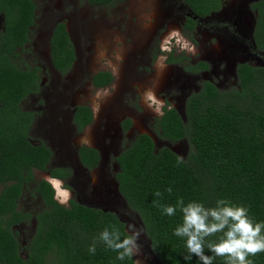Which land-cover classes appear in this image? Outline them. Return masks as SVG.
<instances>
[{"label": "trees", "instance_id": "trees-1", "mask_svg": "<svg viewBox=\"0 0 264 264\" xmlns=\"http://www.w3.org/2000/svg\"><path fill=\"white\" fill-rule=\"evenodd\" d=\"M91 5L107 6L116 0H85ZM195 17L217 11L221 0H181ZM254 10L252 40L256 49L264 52V0H252ZM32 0H0V264H134L133 259L118 260L117 253L102 243L96 252L88 251L93 240L104 228L117 226L127 235L123 221L112 211L92 207L73 198L67 204L59 202L50 183L34 180L32 169L47 170L53 177L63 178L59 167L47 168L51 152L41 141L32 142L28 135L32 111L20 107V101L39 88L37 66H19L15 61L17 48L28 41L33 24ZM191 16L185 18L183 29L193 27ZM49 60L61 73L67 71L74 58V48L65 24L56 21L48 39ZM168 52V60H176ZM206 67L198 61L188 65L191 71ZM237 85L219 89L203 80L196 92L184 100L181 117L173 107H162L163 115L154 118L153 129L169 141L185 138L188 150L185 163L167 146L154 147L144 132L135 134L115 159L116 187L126 205L139 217L149 246L160 264H201L188 255L185 241L175 236L181 223L177 209L174 216L162 212L159 205H175L183 198L202 202L207 207L226 198L249 208V214L264 222V66L237 62L234 67ZM112 79L108 70H98L89 77L97 88ZM92 111L78 104L72 122L80 131L90 122ZM130 120L120 122L123 130ZM80 161L90 168L97 160L93 147L77 149ZM57 179V178H54ZM32 182L42 207L33 214V232L23 245L24 255L12 225L26 221L30 214L17 208L23 187ZM172 189L171 194L166 190ZM159 190L163 195L156 197ZM215 239V238H212ZM206 254L211 255L206 249ZM253 264H264V253L250 257ZM213 264H224L216 258Z\"/></svg>", "mask_w": 264, "mask_h": 264}, {"label": "rangeland", "instance_id": "rangeland-1", "mask_svg": "<svg viewBox=\"0 0 264 264\" xmlns=\"http://www.w3.org/2000/svg\"><path fill=\"white\" fill-rule=\"evenodd\" d=\"M32 1L34 21L28 41L16 50L14 59L21 67L36 65L40 77L38 92L28 94L19 103L21 108L36 112L28 130L29 138L32 142L45 143L51 150L47 168L58 166L71 170L64 180L59 179L62 188L71 190V198L114 212L124 227L130 219L142 227L138 215L117 191L115 155L137 132L148 133L155 148L167 146L181 158L189 147L185 138L169 141L154 131V117L158 114L154 108L147 107L151 101L143 93L155 86L159 104L166 100L183 117L184 98L197 88L200 79H208L226 90L237 85L234 70L237 62L264 66V52L255 48L251 37L254 18L248 6L251 0H221L220 9L201 18L189 36L179 29L181 9L174 0H118L107 6L89 5L84 0ZM58 19L64 21L75 55L64 74L51 66L48 57V36L52 23ZM157 31L159 52L149 61L148 48ZM191 46L196 49L195 55L186 50ZM168 52H173L172 56L182 53L186 58L168 63L164 60ZM195 59L205 60L208 68L189 72L185 64ZM157 64L166 65L159 78ZM98 70H108L114 77L112 82L93 87L89 77ZM97 90L111 93L98 117L91 105V97ZM74 104L88 105L92 111L90 123L73 137L79 144V137L90 129L88 145L98 150L100 160L89 173L76 163L73 144L52 127L67 122V114ZM123 117L131 121L125 132L119 124ZM32 176L34 180L49 179L47 170L36 168L32 169ZM52 182L54 197L60 202ZM32 186V182L27 183L17 200V208L28 212L30 217L12 225L21 255H24L23 245L33 232V214L42 207ZM140 242L143 245L141 264H160L145 233Z\"/></svg>", "mask_w": 264, "mask_h": 264}, {"label": "clouds", "instance_id": "clouds-1", "mask_svg": "<svg viewBox=\"0 0 264 264\" xmlns=\"http://www.w3.org/2000/svg\"><path fill=\"white\" fill-rule=\"evenodd\" d=\"M186 50L195 55L194 46ZM155 67L159 78L166 65L157 64ZM110 95L111 93L101 90L93 94L91 105L94 115L99 116L103 103ZM143 95L151 101L147 107L154 108L155 112L162 116L163 112L155 95V86L146 89ZM79 143L84 145L91 143L90 129L79 137ZM183 163H185L183 158L177 159V164ZM52 183L58 190L60 202L67 204L71 199V190L62 188L61 181ZM166 191L171 194L172 189L168 188ZM162 195L159 190L155 192L156 197ZM153 203L160 206L162 212L168 216H174L179 209L182 220L173 234L185 241L188 253L184 256L185 261L195 256L199 258L201 264H213L216 258L223 259L224 264H253L250 257L264 253V222L256 221L249 214V208L244 205L234 204L226 198L217 199L212 207L195 200L185 203L183 198L178 199L175 205H159V201ZM124 215L130 214L124 212ZM125 228L127 235L123 237L120 229L115 225L104 228L98 239L93 240L89 245L88 251L95 254L97 243H102L117 253L118 260L134 259V264H141L139 257L143 255V245L140 241L144 229L138 226L134 219H130ZM206 249L211 255L206 254Z\"/></svg>", "mask_w": 264, "mask_h": 264}, {"label": "flooded vegetation", "instance_id": "flooded-vegetation-1", "mask_svg": "<svg viewBox=\"0 0 264 264\" xmlns=\"http://www.w3.org/2000/svg\"><path fill=\"white\" fill-rule=\"evenodd\" d=\"M85 1V0H84ZM116 1H118V0H116ZM115 1V2H116ZM252 1V0H251ZM250 1V2H251ZM86 2V1H85ZM114 2V3H115ZM174 2L176 3V5H179V7L178 8H180L181 9V12H180V14H181V19H180V21H179V29H180V31L182 32V33H184L185 35H187V36H189V33H190V31H193V29L198 25V22H199V20L201 19V18H204V17H206V16H208L209 14H211L212 12H210L209 14H207V15H203V16H200V17H195L194 15H192L191 14V12H190V10H189V8L181 1V0H174ZM249 2V3H250ZM87 3V2H86ZM89 5H91V4H89ZM181 5H183V6H181ZM248 6H249V4H248ZM221 7V6H220ZM220 9V8H219ZM218 9V10H219ZM217 10V11H218ZM252 10V9H251ZM253 12H254V10H252ZM213 12H216V11H213ZM34 13V12H33ZM187 16H191L192 17V19L195 21L194 22V25H193V27L189 30V32L188 31H186V30H184L183 29V26H184V23H185V18L187 17ZM254 19V18H253ZM33 21H34V19H33ZM56 21H62L63 23H64V21L63 20H55L53 23H52V26H53V24L56 22ZM253 25V24H252ZM32 26V25H31ZM30 26V27H31ZM52 26H51V28H52ZM66 28V27H65ZM29 31H30V28H29ZM50 32H51V29H50ZM251 32H252V30H251ZM49 35H50V33H49ZM28 37H29V34H28ZM171 37V36H170ZM251 37H252V35H251ZM48 39H49V36H48ZM159 41H160V36H159V31H157L156 32V34H155V36L153 37V39H152V42H151V45H150V47L148 48V51L150 52V54H148V60L149 61H151L152 59H154V57L158 54V52H159V48H160V44H159ZM167 42H168V40H167ZM252 42H253V40H252ZM26 43V42H25ZM254 45V44H253ZM24 46V45H23ZM17 49H20V48H17ZM16 49V50H17ZM173 53V52H172ZM171 53V54H172ZM172 56V55H171ZM48 57H49V48H48ZM173 57H178L176 60H179L180 58H186V56L185 55H183L182 53H180L179 54V56H173ZM75 59V58H74ZM164 60L166 61V62H168V63H170V62H177L176 60H168V53H166L165 54V56H164ZM50 61V60H49ZM74 61V60H73ZM198 61H203V62H205L206 63V67H204V68H200V69H198V70H195V71H191V70H188L187 69V66L188 65H196V63L198 62ZM73 63V62H72ZM50 64H51V62H50ZM72 65V64H71ZM186 69L189 71V72H191V73H197V72H201L202 70H205V69H207L208 68V64H207V62L205 61V60H203V59H195V60H193V61H191V62H187L186 64ZM31 66H36V65H31ZM51 66H52V64H51ZM53 67V66H52ZM71 67V66H70ZM144 67V66H143ZM142 67V68H143ZM54 68V67H53ZM55 69V68H54ZM70 69V68H69ZM68 69V70H69ZM56 70V69H55ZM67 70V71H68ZM57 72H59L58 70H56ZM67 71H65L64 73H66ZM37 73H38V71H37ZM59 73H61V72H59ZM64 73H61V74H64ZM39 75V74H38ZM112 75V74H111ZM113 75H112V79H111V81L108 83V84H110L111 82H112V80H113ZM203 80H207V81H209V82H211L213 85H214V83L212 82V81H210V80H208V79H200V81H199V83L197 84V88L194 90V91H191V92H196V91H198L199 90V88H200V84H201V82L203 81ZM107 84V85H108ZM40 85H41V83H40V77H39V88H38V90L40 89ZM106 86V85H105ZM215 86V85H214ZM103 87V86H102ZM217 87V86H216ZM98 88V87H97ZM218 88V87H217ZM38 90L36 91V92H34V93H37L38 92ZM191 92H189L187 95H189ZM30 94H32V93H30ZM187 95L185 96V98L187 97ZM185 98H184V100H185ZM76 105H78V104H74L73 106H72V108L70 109V111L68 112V114H67V122L65 123L64 121L61 123V124H59V126H54V125H52V127H55V130H57L56 132H58L59 133V135L62 137V136H66V138L68 139V142H71L72 144H73V146H74V155H75V159H76V163L78 164V166L81 168V169H83L86 173H89L92 169H94L97 165H98V163H99V160H100V156H99V152H98V150L95 148V147H93V146H90V145H85V146H89V147H93L95 150H96V152H97V160H96V162H95V164H93L90 168H88L87 166H85L81 161H80V159H79V157H78V153H77V149H78V147L79 146H81V145H84V144H81V143H79V144H77V143H75L74 142V140H73V137L77 134V133H79L87 124H89V123H87L85 126H83L82 127V129L80 130V131H78L77 129H76V126L74 125V123L72 122V113H73V110H74V107L76 106ZM88 106V105H87ZM160 106H161V111H162V107L163 106H165V107H172V106H170L168 103H167V101L166 100H162V102H161V104H160ZM174 108V107H173ZM31 111V110H30ZM32 113H33V116H32V119H31V123H30V126H31V124H32V121H33V119H34V117H35V115H36V112L35 111H32ZM157 116H159V114L157 115ZM156 116V117H157ZM124 118H128V117H123L122 119H124ZM155 118V117H154ZM121 119V120H122ZM129 120H130V118H128ZM91 120H92V117H91ZM90 120V121H91ZM121 120H120V122H121ZM120 122H119V124H120ZM50 124V123H49ZM131 125V121H130V124H129V126ZM30 126H29V128H30ZM129 126L126 128V130L129 128ZM57 128V129H56ZM120 129H121V131L122 132H125L126 130H123L122 128H121V126H120ZM137 133H140V132H137ZM136 133V134H137ZM144 133H146V132H144ZM148 134V133H147ZM29 135V134H28ZM149 135V134H148ZM135 136V135H134ZM37 142H39V141H37ZM37 142H35V143H37ZM45 144V143H44ZM46 145V144H45ZM47 146V145H46ZM48 147V146H47ZM49 148V147H48ZM50 150V149H49ZM50 152H51V150H50ZM120 152V151H119ZM118 152V153H119ZM117 153V154H118ZM116 154V155H117ZM116 155H115V157H116ZM50 157H51V155H50ZM50 157H49V159H50ZM115 157H114V160H115V162H116V159H115ZM49 161V160H48ZM116 164H117V162H116ZM54 167H58V166H54ZM59 168H62L65 172H66V175L63 177V178H58V177H53V178H57V179H60V180H64L67 176H69L70 174H71V170L69 169V168H67V167H59ZM117 170H118V164H117ZM116 170V171H117ZM115 171V172H116ZM48 175H49V173H48ZM114 175H115V173H114ZM48 177H52V176H48ZM115 178V177H114ZM49 180V179H48ZM54 181V180H53ZM115 181H116V179H115ZM50 183V182H49ZM116 184H117V182H116Z\"/></svg>", "mask_w": 264, "mask_h": 264}, {"label": "bare ground", "instance_id": "bare-ground-1", "mask_svg": "<svg viewBox=\"0 0 264 264\" xmlns=\"http://www.w3.org/2000/svg\"><path fill=\"white\" fill-rule=\"evenodd\" d=\"M48 178L51 180V181L49 180L50 182H52L53 180L59 181V179H54V178H50V177H48Z\"/></svg>", "mask_w": 264, "mask_h": 264}, {"label": "water", "instance_id": "water-1", "mask_svg": "<svg viewBox=\"0 0 264 264\" xmlns=\"http://www.w3.org/2000/svg\"><path fill=\"white\" fill-rule=\"evenodd\" d=\"M47 180V179H46ZM48 182H50L49 180H47Z\"/></svg>", "mask_w": 264, "mask_h": 264}]
</instances>
